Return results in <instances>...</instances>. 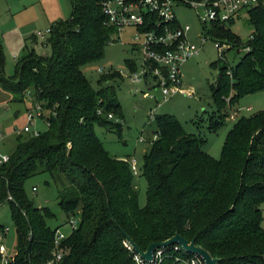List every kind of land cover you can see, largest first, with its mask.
I'll return each instance as SVG.
<instances>
[{
  "label": "trees",
  "instance_id": "1",
  "mask_svg": "<svg viewBox=\"0 0 264 264\" xmlns=\"http://www.w3.org/2000/svg\"><path fill=\"white\" fill-rule=\"evenodd\" d=\"M69 2L70 16L51 23L42 42L50 54L37 53L38 38L28 35L34 45L26 47L6 77L0 43V85L16 100L23 101L30 91L50 111L48 127L38 135H17L10 159L0 165V203L9 204L16 262L44 264L52 256L58 227H48L46 218L53 213L36 206L24 189L32 175L48 172L65 222L78 218L76 229L61 242L60 264H136L126 237L144 251L178 233L217 257V264H264V110L239 116L226 133L219 158L207 153L203 140L188 133L177 117L155 115L156 138L138 173L146 180V202L140 206L130 162L110 155L95 131L99 125L121 132V108L109 83L121 74L110 69L101 73L95 88L82 70L102 58L116 30L106 26L97 0ZM246 13L254 27L252 39L241 41L224 23L209 30L237 53L250 47L235 65L218 58L211 62L218 70L210 84L216 106L209 117L212 128L228 116V94L230 106L241 96L264 91V8L252 6ZM110 113L121 117L108 119Z\"/></svg>",
  "mask_w": 264,
  "mask_h": 264
},
{
  "label": "rangeland",
  "instance_id": "2",
  "mask_svg": "<svg viewBox=\"0 0 264 264\" xmlns=\"http://www.w3.org/2000/svg\"><path fill=\"white\" fill-rule=\"evenodd\" d=\"M71 10L69 0H0V42L5 54L4 76L12 75L16 60L25 54L26 47L30 48L34 45L28 39V35L37 31L45 32L51 23L68 18ZM175 15L181 25H190V35L195 39L200 32V23L195 12L188 7H178L175 9ZM224 27L243 42L254 31L253 25L248 23L246 10L239 11L232 21L224 23ZM133 34L131 28L124 29L120 33L121 39L117 38V34L112 33L111 41L103 49L102 58L82 66L85 76L95 88L98 87L97 80L100 75L98 67H105L107 71L110 69L123 74L122 77L109 81L115 86L116 98L121 108L122 117L115 115L113 118L114 121H118L121 117L119 120L121 132L95 125V131L110 155L127 160L135 158L140 169L143 164V154L150 148V142L157 131L154 116L158 113H169L177 117L188 133H193L203 140L202 148L207 153L214 158H219L226 133L239 116H248L264 110V91L241 96L230 106L228 94L224 108L225 115L228 116L216 128L210 126L209 117L216 112V106L210 95V84L216 80L218 72L211 65V62L218 58L212 41L205 42L199 54L190 57L181 66L184 87L191 88L193 91L190 95L176 92L164 101L158 92L153 91L152 93L160 98L158 104L152 98L142 97V91L148 90L146 84H134L124 76L128 67L127 60H134L136 65L139 63L135 59L138 57L137 52L131 50ZM40 42L43 41L40 40ZM35 51L41 55L50 54L49 46L39 42ZM243 52L242 49L238 53L236 49L230 50L226 54V63L230 66L235 65ZM15 56L18 58L16 59ZM136 88H138L137 91ZM28 105L29 99L26 94L23 101L13 99V95L0 85V130L5 134L4 140L0 142L1 152L14 151L18 134L13 131L21 129L25 124V112ZM247 107L250 109L247 110ZM152 114L153 117H151ZM36 127L41 130L46 129L41 121L36 122ZM133 178L139 194V205L143 206L146 202V180L140 174L133 175ZM25 182L24 189L27 197L33 200L36 206L47 207L53 213V216L46 218L47 226L68 231L65 222L67 216L59 206L57 191L49 173L32 175ZM33 186L36 187L35 191L32 190ZM260 207L263 217L261 223L264 227V202L260 204ZM1 225L7 227L8 234L4 243L9 251H12L15 247L16 233L8 202L0 203Z\"/></svg>",
  "mask_w": 264,
  "mask_h": 264
},
{
  "label": "built area",
  "instance_id": "3",
  "mask_svg": "<svg viewBox=\"0 0 264 264\" xmlns=\"http://www.w3.org/2000/svg\"><path fill=\"white\" fill-rule=\"evenodd\" d=\"M97 2L106 18V26H111L116 30L117 38L121 39L120 33L124 29H133L131 50L137 52L138 57L135 59L139 63L136 65L134 60H128L124 76L134 84L145 83L148 90L142 91V97L152 98L157 104L160 98L156 97L153 91L158 92L164 101L176 92L186 95L193 92L191 88L184 87L181 66L190 57L198 55L205 42L212 41L220 60L226 61V54L235 49L229 41L212 38L209 30L213 26L232 21L239 11L252 8V6L264 8V0H97ZM178 7L191 8L197 15L200 32L195 39L190 35V25L179 23L175 15V9ZM48 32L49 28L43 33L37 31L34 34L44 42ZM248 39H252V36L250 35ZM241 49L247 52L250 47L245 46L239 50ZM97 70L100 74L107 71L105 67H98ZM26 97L29 99L25 112L26 122L21 129H14L13 133L38 135L42 130L36 127V122L41 121L45 127H48L50 111L44 109L38 101H34L30 91L26 93ZM97 113L101 114L100 109ZM107 115L108 119L114 118L112 113ZM4 138L5 134L0 130V142ZM155 138L156 134L152 139ZM9 159L10 153L0 151V165ZM128 162L131 164L132 173L138 175V162L135 158H129ZM32 190L35 191L36 187L33 186ZM76 223V219L71 217L66 222L68 231L56 228L52 256L44 264H60L63 257L61 242L70 231L76 229ZM7 234V227L3 226L0 232V264H18L15 247L9 251L4 243ZM125 245L128 250L132 251V258L136 264H162L166 259L171 261V264H205L202 257L188 253L179 243L155 248L150 260L142 258L127 241ZM166 250H170L171 253L165 254ZM182 252L190 255L186 256Z\"/></svg>",
  "mask_w": 264,
  "mask_h": 264
},
{
  "label": "water",
  "instance_id": "4",
  "mask_svg": "<svg viewBox=\"0 0 264 264\" xmlns=\"http://www.w3.org/2000/svg\"><path fill=\"white\" fill-rule=\"evenodd\" d=\"M126 241L132 245L133 249L141 255L142 258H145L146 260L152 259V252L157 247H162V245H172V244H181L182 248L191 254H197L200 257L204 259L205 264H217L219 259L214 256H210V254L202 247L198 246L195 241H187L184 237H182L179 233L175 234L174 236L162 240V242H152L148 245L145 251L141 250L134 241L126 237Z\"/></svg>",
  "mask_w": 264,
  "mask_h": 264
},
{
  "label": "crops",
  "instance_id": "5",
  "mask_svg": "<svg viewBox=\"0 0 264 264\" xmlns=\"http://www.w3.org/2000/svg\"><path fill=\"white\" fill-rule=\"evenodd\" d=\"M49 27H50V26H49ZM47 29H48V26H47ZM31 34H32V33H31ZM38 42H40L39 39H38ZM38 42H37V44L34 45L35 50H36V48H37V46H38ZM0 43H1V42H0ZM3 51H4V47H3ZM45 54H47V53H45ZM15 58L17 59L18 57L15 56ZM26 108H27V107H26ZM247 108L250 109V107H247ZM249 109H248V110H249ZM116 157H119V156H116ZM119 158H121V157H119Z\"/></svg>",
  "mask_w": 264,
  "mask_h": 264
}]
</instances>
